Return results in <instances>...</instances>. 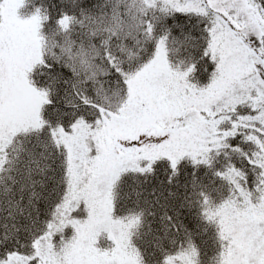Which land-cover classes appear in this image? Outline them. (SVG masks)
I'll list each match as a JSON object with an SVG mask.
<instances>
[{"label":"snow or ice","instance_id":"obj_1","mask_svg":"<svg viewBox=\"0 0 264 264\" xmlns=\"http://www.w3.org/2000/svg\"><path fill=\"white\" fill-rule=\"evenodd\" d=\"M0 264H264V0H0Z\"/></svg>","mask_w":264,"mask_h":264}]
</instances>
